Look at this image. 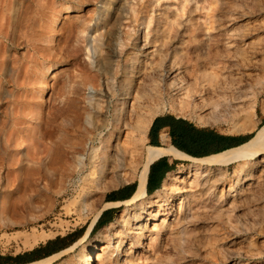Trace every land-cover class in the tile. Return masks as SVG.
I'll return each instance as SVG.
<instances>
[{
  "label": "rangeland",
  "instance_id": "1",
  "mask_svg": "<svg viewBox=\"0 0 264 264\" xmlns=\"http://www.w3.org/2000/svg\"><path fill=\"white\" fill-rule=\"evenodd\" d=\"M0 1V30L2 32L6 31L9 33L15 32V37L17 36V38L14 37V39L11 37H8V39H4L0 36V66H2L4 62H6L7 64L9 63L10 67L12 66L11 69L13 70V72H16L17 75L20 74L18 77V83H20L19 85L21 86H17L16 84L14 85V83L9 82V77L3 78L2 81H7L5 82V85L6 83L8 84L6 86L9 87L10 90H12L14 96L18 97L21 101L27 102L23 104L24 108L21 107V105L17 107V109L19 110V118H22V120H18L19 123H21L20 125H18V121V124L16 123L18 126L15 125V127H11V121H7L5 126L3 124H0V132H2L1 128H3L4 133H7V131H13L11 133L12 136L10 140V145L12 148L10 149L20 148L21 150L20 154H15L12 150H9L4 154L5 160H7L10 156H14V158H17L26 154L27 156H24L26 160H31L33 164L36 163V166H40L41 168H43L42 162L46 160L47 153L41 151L44 150L42 149L43 144L46 145V143L48 142L41 141L38 135L40 134V127L37 124L38 119H35L37 112H39V109L36 106L37 102L41 101L44 104V107L42 106L41 110L43 115L51 113V116H54L59 124L61 123L60 128L62 129H55L54 131L55 139H59L61 135H64V133H67V136L69 137L71 135L86 136V130H90V126L87 122L88 120L86 111L89 110V102L92 99V95L94 93L93 89L91 90V88L94 86L102 90V93H104L102 99L110 109L103 110L104 113L102 112V114L100 115L101 121L106 122L108 125L107 128L103 130L104 132H101L103 134L106 133L107 129L110 128L109 123L114 116L115 107L116 111H118V108H121V106L123 105L122 108L125 111L123 118L125 117L129 125L134 123L136 114L139 110L136 109L137 111H134V108L131 107V105L135 103L133 98H131V94L132 96L135 94V92L133 91H137L139 94L145 93L149 95L147 101L141 104V100H138L140 101L139 104L141 106H146V110L148 106H151L152 103H154V101L163 100L162 102L166 104H168L172 99H175V102L181 101V94L175 93L174 91L170 95H167V93L164 92L166 81L162 74V70L167 65V58L171 51H176L177 59L180 62V68L177 69V72L180 74L185 85L194 86L196 83H198L197 78L203 69L206 71L217 72L218 77L215 80V84L218 87H226V83L231 82L235 78H240L241 80H243V82L251 83L253 81L251 79L255 78V75L258 76L261 73L260 67L255 69L254 67H252L253 63L251 62L249 63L247 61L246 63H240V60L236 56V51L243 48V46L241 45L243 43L240 41H236L237 37L222 35L218 38L217 36H215V31L209 30L205 32L204 26L202 25L204 12L201 11V9L196 8L197 6H201L204 0H128V4H126L127 0H121V2L124 4V7L127 8L128 12L125 16L120 17L119 24L115 27L121 39V43L117 45L115 56L110 60L107 59L108 56L105 54L100 55V57H96L93 46L97 43L99 44L100 42L98 39V33L100 32V25H102L101 22L103 20L101 19L103 13L107 12V6L109 5V3H112L113 5V3H115V1L117 2V0H89L82 5L80 11H77V8H75L77 7L76 4L70 3V5H72L70 6L67 14L62 9L64 8L62 7L64 5L60 3V0H57V2L56 0H46L47 2H44L47 3L46 6H48L49 4L52 5L49 9V6L45 7L47 9H44L45 12L38 7V3L36 1L30 2L31 0H24L25 5L27 4L28 6L23 5L24 7L22 6L21 10L18 11L16 19L11 20L9 24H12V27L8 24L7 21L5 23V21L2 20V15L8 12L7 9L11 10L14 0ZM53 2L55 3L53 4ZM52 6L58 9L52 8ZM22 9L24 10L22 11ZM48 10L50 11L48 12ZM242 10L243 7L235 8L230 13V15L234 14L231 19L240 17V12H242ZM21 11L23 14L21 13ZM50 13L53 14V16L50 15ZM99 13L100 15H98ZM36 15H38V17ZM58 15H60L61 17ZM63 15H67L68 19L70 18L69 25L67 22H65L66 20L64 19L67 18H64ZM56 16L58 17L56 18ZM43 17L45 18V21H43ZM50 18L51 20H49ZM20 19L22 20V26L20 24ZM52 19L56 22L54 23ZM61 20H63V22ZM173 20L175 23L178 22V25H175L176 27L174 28V32L167 33L165 27L166 23ZM74 21H76V23H73ZM148 21H150L149 26H147ZM194 23H198L199 25V28L195 31L193 27ZM49 24L50 27L47 28V25L49 26ZM230 24L231 21L229 23L227 22V30L231 28V26H229ZM18 26H21V29H19L20 31L17 29ZM69 27L70 34H68L67 37H63L62 34L65 31H68ZM82 27L84 28V31L82 33H79V30ZM60 28L61 30H59ZM44 33L46 34L45 36ZM50 33H54L55 35H52L55 36L56 39L55 37L52 38L53 36H51ZM39 36H41V39L39 38ZM166 36H169L171 39H168L167 43L161 45ZM48 39H51V43L53 42L52 46L56 45L55 47L57 48L61 47L59 51L57 50L59 53L57 51L55 53V50H48L47 45L50 44L47 42ZM54 39L57 41H55ZM15 40H17V45H14L16 43ZM155 40L157 41L154 43ZM35 41L36 43H33ZM55 42H61V44L57 45V43ZM18 43L20 44L18 45ZM244 43L245 48L247 41H245ZM37 45L39 48L37 47ZM41 46H43V48ZM48 52L52 54L50 55ZM159 54H168L167 58L165 59L164 57V61L161 62L162 64H164L162 66L157 65L158 59L160 57ZM9 55H11L13 59H11ZM97 60L100 61V64L110 73V78L108 81L112 84V91L107 89L106 87L107 80L105 79V75H102V73H100L98 70H95V63L97 62ZM252 62H254V60H252ZM35 63L37 65H35ZM32 65L36 67H33ZM45 66L49 69L48 72H46V77H43L45 73L42 69H44ZM59 69H61L62 72H58ZM41 70L43 74L41 73ZM100 75L102 76V78ZM51 77L52 79H50ZM54 77L56 79H54ZM59 77L60 79H58ZM34 78L42 80V87H40L41 85H39V83H34V81H36ZM77 80L84 82L81 87L77 88V97L80 101V106H82L79 109V113L81 111L80 114H82V119L79 117L78 130L77 128L74 129L69 126V119L64 115V112L66 110L65 100L67 95H69V93L67 92H69L68 90H70L69 88H71L73 82ZM30 81L33 83V85ZM51 81L55 82L53 84V87L51 89L45 88L48 87ZM62 81H64L65 83ZM26 82L28 83L27 85ZM122 84L128 85L130 89L129 93H131L127 96L124 102L122 101L123 104L120 100L122 99V96L118 94L120 93V85ZM28 85H30L31 87ZM33 87L35 90L33 89ZM106 90L108 91L106 92ZM208 90L210 91L211 88L209 86H205L203 93L206 97L209 94ZM181 92H183V90H181L180 93ZM26 95L28 96L26 97ZM30 96L32 98H30ZM261 97L262 96H259V100L262 99ZM194 98L197 99L198 97H194L193 94L191 101L192 103H194ZM56 101L58 102L57 104H55ZM240 103L237 104L238 109H242L247 105L246 100ZM26 105L28 107L25 108ZM49 106L52 108L50 109ZM47 109L50 110V113L47 112ZM141 111H144V109L141 108ZM162 112L177 113L178 111L167 108ZM196 113H200V115H202L203 113H206V111ZM253 113L254 118H256L258 114V105L254 107ZM80 114L79 116H81ZM191 118L194 119V116ZM28 119H30L31 121ZM32 120L36 122H33ZM223 123H220V126H222L225 131L236 133L231 121ZM2 125L3 127H1ZM263 126L264 124H261L257 126L256 129ZM256 129L254 130L253 135L255 134ZM101 133L97 132L95 136L91 135L90 138L95 139V141L93 142V146L98 145L99 138L102 135ZM129 133H131L130 130L124 128L122 129L119 137L120 146H124L122 142H126V140H128L125 137ZM31 137L34 140L31 139ZM34 143H36L37 145H35ZM24 146L29 148H25ZM146 146L148 145H143L144 151L147 149ZM25 149H28V151ZM29 150L32 151L31 153L36 150V157L39 158L37 159L35 157L36 159H29L30 156L29 154H27ZM125 158L128 162V157L126 156ZM189 164L190 162L188 161H176L174 162L173 171L182 170ZM240 164H244V162H231L228 164H213L207 166V170L205 172L207 179L213 181L218 177H222V182H219L218 185H216L217 187L214 191V194L219 196V192H216L217 189H220L221 184L229 180V177L235 172V170L241 169V167L239 166ZM245 165L244 167H246ZM203 166L205 167L206 165L204 164ZM18 170L19 169L11 170V175L20 174V171ZM4 171L5 169H0V174L4 175ZM124 171L126 173L128 172V169L125 168ZM250 172V175L245 180H243V185H245V183H249V185H252L246 189L243 188L244 191H241L233 198L226 197V200L223 201L221 205L215 202V198L207 199L205 195L201 194V189L190 188V192L187 198L190 201L192 200V203L189 205L190 210L188 213L191 215V218L188 219V221L184 225L186 233L184 243L185 246L183 247V250L185 251L178 254L177 251L172 248V241L169 233L170 227L175 224L176 221L180 220V217L183 214V212L178 209V205H176L180 204V201H177L176 203H173L171 211L173 209L174 210L170 213L171 215L169 214L168 216V219L170 220V227L168 226V228L164 230V232L163 230H161L162 232H159L154 244V250H149L144 242L140 246L136 243L133 244V248H131L130 252V250L127 249V241H125L123 248L124 251L120 253L122 259L127 260L130 258L129 264H264V162L256 163V165L254 166V170ZM72 179L74 181H77L78 177L74 176ZM192 179L193 176L189 179L188 184ZM202 179L203 178H201V180ZM256 180H262L261 186H254ZM133 183H135L134 179L122 180L116 187L103 192L104 197L102 198L98 209H100L101 206L108 201V195L112 191ZM75 184H77V182ZM40 185H42V182H40ZM59 186L60 185H58L56 188H51L50 192L47 194L53 199H51V202L57 206L54 205L55 207L49 209L50 211L38 210L40 214H50V216L45 220H39L36 224H29L27 226L19 228H4L2 225H0V254L2 256L15 257L17 255H22L26 252H29L30 250H33L34 248H37L38 246L40 247L42 244H46L50 240L54 241L57 238H64L63 240L55 241L50 245V248H61L60 250L55 252L58 253L65 250L69 246L74 245L75 242L80 240L85 235L86 229L92 218H90L91 220H87V218L78 219L73 215H70V218L69 216H66L67 218L65 216L59 218V215L66 214L65 210H63V207L66 206L67 202L64 200L72 198V196L75 194V191L72 189V187H70V191L67 195L59 196L56 194ZM191 194L193 195V198L191 197ZM231 200L234 201V205L230 204ZM116 201L122 202L123 200ZM123 209V205L107 208V210H109L111 221L100 226L94 232H92V228L94 226L93 225L86 239L90 241L98 235V232L106 229L101 239L105 240L109 238L108 244L110 247L108 253H111L113 247L112 245L117 240V238H114L115 231L117 229L118 231L122 229L117 220L119 216L123 215L121 214ZM104 210H102L101 213ZM39 212L35 214H39ZM107 215L108 214H106L105 219L107 218ZM110 223H112V226H110ZM32 229H36L37 233L39 234L45 231V233L49 235L43 242H39L38 244H36V246L32 247L33 249L30 247V231H32ZM123 237L124 236H121V238ZM63 246L66 247L62 248ZM101 247L102 246H99L98 250L96 251L101 252ZM79 249L80 246L75 250V252L69 254L67 257L64 256L61 260L56 261L54 264H64V262L67 261V259L70 257H74L73 260L75 261V254L79 251ZM38 256L39 254H34V256H32V259ZM112 256L113 255L111 254L109 257L110 262L106 264L114 263ZM30 262L25 261V263ZM94 264L101 263L99 261H95Z\"/></svg>",
  "mask_w": 264,
  "mask_h": 264
},
{
  "label": "bare ground",
  "instance_id": "2",
  "mask_svg": "<svg viewBox=\"0 0 264 264\" xmlns=\"http://www.w3.org/2000/svg\"><path fill=\"white\" fill-rule=\"evenodd\" d=\"M32 1H36L38 3V7L44 12L45 10H47L45 7L49 6L48 7L49 9L51 8L52 5L49 4L48 6H46L47 3H44L47 2L46 0H31L30 2ZM88 1L89 0H60V3L64 5L62 6L64 7L62 9L67 14V12L70 9V6L72 5V4L70 5V3L76 4L77 7L75 8H77V11H80L82 5ZM54 3L55 2H53V4ZM126 4H128V0ZM23 5L28 6L27 4L25 5L24 0H14V2L12 3L11 10L7 9L8 14L6 13L2 15V20L5 21V23L7 21L8 24L11 22V20H15L18 11L21 10ZM239 7H243L242 12H240V17L231 19V17L234 16V14L230 15V13L235 8H239ZM52 8H56V7L52 6ZM196 8L201 9V11L204 12L202 25L204 26L205 32L209 30L215 31L216 32L215 36H217L218 38L222 35H229L232 37L235 36L237 37L236 41H240L243 43L241 44L243 48L236 51V56L240 60V63L242 62L246 63L248 61L249 63L250 62L253 63L252 67H254L255 69L258 67H260L261 69V73L258 76L255 75V78H253L252 76L253 79L251 80L253 81L251 83L243 82V80H241L240 78H235L231 82L226 83V87H218L215 84V80L218 77L217 72L206 71L203 69L197 78L198 83H196L194 86L185 85L183 83L180 74L177 72V69L180 68V62L177 59L176 51H171L169 55L159 54L160 57L158 59L157 65L160 66L164 65L161 62H163L164 57L166 59L168 55L167 65L165 68L162 67L163 68L162 74L166 81L164 92H166L167 95H170L172 92L175 91V93L182 95L181 97L182 100L179 102L177 101L175 102L174 101L175 99L174 100L172 99L173 101L171 100L168 104L163 103L162 102L163 100L154 101V103H152L151 105L152 107L148 106L146 110L145 109L146 106H141L140 104L147 101L149 95L145 93L139 94L137 91H133L135 92V94L132 96V94L129 93L130 90L129 86L122 84L120 85V93H118L120 96H122V99H120L121 102L122 101L124 102L127 96L131 94V98H133V100L135 101V103L132 104L131 107L134 108V111L136 109L139 110L136 114L134 123L132 122L133 124L131 125L128 124V121H126L125 117L123 118L125 111L122 108L123 106L122 105L121 108H118V111H116V107H115L114 116L111 122L109 123L110 128L108 127L109 129H107L106 133L104 134L101 133L105 128H107L108 125L106 122L101 121L100 115L102 114L103 110H107L109 108L107 107L108 105H106L105 101L102 99L104 95V93H102V90L94 86L91 88V90L93 89L94 93L92 91L93 97L89 102V106H88L89 110L86 111L87 120H88L87 122L88 125L90 126L89 127L90 130L89 131L86 130L85 132L86 136L71 135L69 137L67 136V133H64V135L60 134L61 137L59 139L57 137H56L57 139H55L54 131L55 129H62L60 128L61 123L59 124L56 118H54V116H51L50 110L48 109H47L48 111L47 110L46 111L49 112L50 114L43 115L41 110L44 104L41 101L37 102L36 106L39 109V112H37L35 119L36 120L38 119L37 124L40 127V134L38 135L41 141L48 142L46 143V145H44L42 142L43 144L42 149L44 150H42L41 152L44 151V153L45 152L47 153L46 160L42 162L43 168H41L40 166H36V163L33 164L31 160H26L24 158L26 154L17 158H14V156H10L7 160H5L4 154L7 153L9 150H12L15 154L18 153L20 154L21 150L20 148L10 149L12 148L10 145V140L12 136L11 133L13 131H7V133H4L3 128H1L2 132H0V169H5L4 171L5 173L4 175L0 174V225H2L4 228H11V227L19 228V227L27 226L29 224H36L39 220H45L46 218H48L50 214H40L38 210L40 211L49 210L57 206L51 202L53 199L47 194L50 192L51 188L53 187L56 188L58 185L60 186L56 194L59 196L67 195L68 192L70 191V187H72V189L75 191V194L72 196V198H69L68 200H64L67 202L66 206L63 207V210H65L66 214L59 215V218H62L63 216L65 217L69 216L70 218V215H73L78 219L87 218L88 220L92 218V220L90 219L91 221L86 229L85 235L80 240L75 242L74 245H71L61 252L49 255L40 260H36L24 264H54L56 261L61 260L64 256L67 257L69 254L75 252V250L79 246L80 249L75 254L76 260L74 261L73 260L74 257L73 258L70 257L67 259V261L64 262V264H74V263L94 264L95 261L97 262L99 261L101 264H106L110 262L109 257L111 254L113 255L112 256V259L114 261L113 264H129L130 258L127 260H123L120 254L124 251L123 250L124 242L127 241L126 243L127 249L130 250V252H131V248H133L132 247L133 244L136 243L137 245L140 246L144 242L146 244V247L149 250L153 251L154 244L156 242L157 235L159 234V232L161 230H163L164 232V230H166L168 226L170 227V220L168 219V216L174 210L173 209L171 211L173 203L174 202L176 203L177 201H180V204H176V205H178V209L182 211L183 214L181 215L180 220L176 221L175 224L171 223L173 225L170 227L169 233L172 241L171 242L172 248H174L177 251V253L180 254L183 251H185L183 250V247L185 246L184 243H185V233H186L184 225L188 221V219L191 218V215L188 213L190 210L189 205L192 203V200L190 201L187 198L190 192V188L201 189L202 195H205L207 199L215 198L216 199L215 202L221 205V203L226 200V197L233 198L241 191H244V189L252 185V184L249 185V183H245V185H243V180H245L250 175L251 173L250 171L254 170V166L256 165V163L264 162V126L256 129L257 126L255 127V122H253V117H254L253 110L255 106L258 105L260 112L262 113V115L264 114V0H219V1L204 0L202 5L199 7L197 6ZM23 10L24 9H22V11ZM49 11L50 10H48V12ZM127 12H128L127 8L124 7V4L121 2V0H117V2L115 1L113 5L112 3H109V5L107 6V12L103 13L101 19L103 21L101 22L102 25H100V32L98 33V39L100 42L99 44L97 43L93 46V50L95 51L96 57H100V55L105 54L108 56L107 59L110 60L112 59V57L115 56L116 47L121 43V39L115 27L119 24L120 17L125 16ZM38 15L36 16L38 17ZM50 15L53 16V14L51 13ZM98 15H100V13ZM58 16H56V18ZM64 18H67V15H65ZM49 20H51V18ZM64 20H66L65 22H67L69 25L70 18ZM43 21H45V18ZM52 21L54 20L52 19ZM61 21L63 22V20ZM230 21L231 24L229 26H231V28L227 30L226 25L227 22L229 23ZM55 22L56 21H54V23ZM149 22L150 21H148L147 26H149ZM73 23H76V21H74ZM20 24L22 26V20ZM175 25H178V22L175 23L174 20L168 21L166 23V26L164 25L166 27L167 33L174 32V28L176 27ZM21 26H18L17 29L18 30L21 29L20 28ZM48 27H50V24L49 26L47 25V28ZM193 27H194V31L198 29L199 28L198 23L197 24L194 23ZM62 28H63V24H62ZM59 30H61V28ZM83 31L84 28L82 27L79 30V33H82ZM50 34L51 36H53L52 34L54 33H50ZM68 34H70V27L68 28V31H65L62 34V36L67 37ZM45 35L46 34L44 33V36ZM0 36L1 38L4 39H8V37L14 39L15 32L9 33L6 31L2 32L0 30ZM40 37L41 36H39V38ZM54 37L55 36H53L52 38ZM15 38H17V36ZM168 39L170 40L171 38L169 36H166L164 41H162L163 43H161V45L167 43ZM15 41L16 43L14 45H17V40ZM36 41L33 43H36ZM156 41L157 40H155L154 43ZM245 41H247V44L246 47L244 48ZM47 42L50 43L49 45L46 44L48 46L47 47L48 50L49 49L51 51L55 50L56 53V51L57 50L59 51V49L61 48V47L60 48L55 47L56 45L52 46L53 42L51 43V39H48ZM61 42L58 43L55 42V43H57V45H60ZM19 44L20 43H18V45ZM41 47L43 48V46ZM49 54L51 55L52 53ZM9 56L11 57V59H13L11 55ZM252 60H254V62H252ZM35 65L37 64L35 63ZM95 67H96L95 70H98L100 73H102V75H105V79L107 80L106 87L107 89L112 91L113 90L112 84L109 83L108 81L110 78L109 71L105 69L98 60L95 63ZM11 68L12 66L10 67V64L9 63L7 64L6 62H4L2 66H0V124H3L5 126L7 121H11V125H12L11 127H15V125L19 123L18 120L19 119L22 120L21 117L19 118V110L17 109V107L21 105V107L24 108L23 104L27 102L21 101L19 100L18 97L14 96L12 90H10L9 87L6 86L8 84L6 83L5 85V82L7 81L5 80L2 81L3 78L9 77L8 79L9 82H12L14 83V85L16 84L17 86L20 84L18 83L19 82L18 77L20 74L17 75V73L13 72ZM48 69L49 68L46 66L44 69H42L45 73L44 76L42 75L43 77H46V72H48ZM58 72H62V70L59 69ZM52 77L50 79H52ZM34 79L36 80L34 81V83L37 82L39 83V85H41L40 87H42L41 84L42 80L37 78ZM54 79L56 78L54 77ZM58 79H60V77ZM54 83L55 82L51 81L48 87L45 86L44 87L51 89ZM83 83H84L83 81L81 82L78 80L73 82L71 88H69L70 90H68L69 92H67L69 93V95H67L65 100L66 110L65 112L63 111L64 115L67 116L69 119V123H70L69 126H71L74 129L77 128V130L79 128V117L80 118L82 117V114H80L81 111L79 113V109L82 106H80L79 104L80 101L77 97V92H78L77 88L81 87ZM27 84L28 83L26 82V85ZM205 86H209L211 88L210 91L208 90L209 94L207 97L204 96L203 93ZM179 90L180 91L183 90V92L180 93ZM107 91L108 90H106V92ZM193 94L194 97L195 96L198 97L197 99L195 98L193 99L194 103L191 102ZM27 96L28 95H26V97ZM259 96H262L261 100H259ZM30 98L32 97L30 96ZM138 100H141V102ZM244 100L247 101L246 107L242 109H238L237 104L243 102ZM57 103L58 102L56 101L55 104ZM27 105L25 106V108L28 107ZM51 108L52 107H50V109ZM141 108H143L144 111H141ZM167 108H170L171 110L174 111H178L175 114H178L180 116H185L188 118L194 116V118L197 119L198 121L210 125H217L223 122L231 121L236 133L251 131L255 129L256 132L244 144L217 153L210 157L201 158V159L186 156V154L184 155L182 152L176 150L171 146L170 147L168 146V148L146 146L147 149L144 151L143 145L145 144L144 143L146 136L145 134L146 131L148 130L147 128L150 121L156 114L162 112ZM204 110L206 111V113L203 114L201 113L202 115H200V113H196V112H205ZM79 114L81 116H79ZM32 121L36 122L34 120ZM20 124L21 123H19L18 125ZM3 125L1 127H3ZM123 128L130 130L131 133L126 135L125 138L128 139L126 140V142L121 141L122 144H124V146H120L119 137ZM95 132L96 133L100 132L102 134L99 138V143L97 146H93V142L95 141V139L90 138L91 135L95 136L96 134ZM31 139L33 138L31 137ZM34 144L37 145L36 143ZM25 148H29V147H25ZM25 150L28 151V149ZM31 150H29L30 153L27 152V154H29L30 156L29 159H36L37 158L36 150L33 151V153H31L32 152ZM126 156L129 159L128 162L126 161L125 158ZM162 157L179 159L181 161H188L190 162V164L187 165L186 167L184 166L185 168H183L182 170L169 172L166 178L164 179L162 185L160 186V188L154 191L153 194L148 195L146 193V180H147L149 167L153 162L159 160ZM231 162H244V164H240L239 166L241 167V169L235 170V172L229 177V180L221 184V188L217 189L216 191L217 193L219 192V196H218L214 194V191L217 187L216 185H218L219 182H222V177L217 178L216 175L217 179L213 181L207 179L205 173L207 170V166L213 164L216 165L228 164ZM204 164L206 165L205 167L203 166ZM244 165L246 167H244ZM125 168L128 169V172L126 173L124 171ZM14 169H19L18 171H20L19 172L20 174L11 175V170ZM74 176L78 177L77 181H74L72 179ZM192 176L193 179L190 180V183L188 184V181ZM201 178L203 179L201 180ZM127 179L135 180V190L133 194L128 199L122 202L121 201L105 202L101 206V208L98 209L101 200L104 197L103 192L116 187L120 183V181ZM261 181L262 180H256L254 186L255 187L261 186ZM40 182H42V185H40ZM76 182L77 184H75ZM191 197L193 198L192 194ZM230 204L234 205V201L231 200ZM120 205H123L124 207L121 213L123 215L119 216L117 221L121 225L122 229L120 228L121 230L118 231L117 229L115 231L114 238H117V240L112 245L113 247L111 253H108L110 247L108 244L109 238L105 240L101 239L106 229L98 232V235L95 236L90 241H88L86 237L89 234L92 226L100 216L102 210L107 208L117 207ZM37 212H39V214H35ZM68 213H75V214H68ZM110 226H112V223H110ZM30 232H31V239H30L31 248L36 246V244H38L39 242H43L49 236L48 234L45 233V231L40 234L37 233L36 229H32V231ZM121 236L124 237L121 238ZM99 246H102L101 252L96 251L98 250Z\"/></svg>",
  "mask_w": 264,
  "mask_h": 264
},
{
  "label": "crops",
  "instance_id": "3",
  "mask_svg": "<svg viewBox=\"0 0 264 264\" xmlns=\"http://www.w3.org/2000/svg\"><path fill=\"white\" fill-rule=\"evenodd\" d=\"M260 113L261 112L258 106L257 117L256 118L253 117V122H255V127L261 125L262 121L264 120V114L262 115V113L261 114ZM220 125L221 124L210 125V124L202 123L195 118L192 119L185 116H180L173 112H161L156 114L150 121L147 128L148 130L146 131L145 134L146 135L145 144L148 146L164 147V148H168V146L169 147L171 146L176 150L182 152L184 155L186 154V156L201 159V158L210 157L217 153L244 144L245 142H247V140L243 141L244 140L243 136L254 132V130H251L241 133H235V132L230 133L225 131L223 127ZM176 161L180 162L181 160L162 157L153 163L154 164L165 163L168 166H172ZM168 173L169 172H166L164 177L161 179V181L157 183L158 188L156 190L160 188L165 176ZM124 193H127V191H125ZM107 202H116V201H107ZM104 211L106 212L105 214H108L106 220H110L111 217L109 215V210L106 209ZM44 245L45 244H42L41 246ZM42 258L45 257H41L38 259L36 258L31 262L40 260Z\"/></svg>",
  "mask_w": 264,
  "mask_h": 264
},
{
  "label": "trees",
  "instance_id": "4",
  "mask_svg": "<svg viewBox=\"0 0 264 264\" xmlns=\"http://www.w3.org/2000/svg\"><path fill=\"white\" fill-rule=\"evenodd\" d=\"M262 124H264V120L262 121ZM253 135V133L248 134L243 136V141H248L251 136ZM174 169V165L172 166H168L165 163H153L150 165L149 167V173H148V178H147V182H146V193L147 194H152L157 188H158V184L161 179L164 177L166 172H171ZM135 188V183L133 184H129L121 189L112 191L109 195H108V201H116V200H124L127 199L131 196L132 192L134 191ZM125 191H127V193H124ZM106 212L104 211L100 217L97 219L96 223L94 224L93 228H92V232L96 231L100 226L104 225L107 222H110V220H106L104 219ZM64 238H57L56 240H50L48 241L44 246H40L37 247L29 252H26L22 255H17L15 257H11V256H2L0 254V264H21V263H25V261L30 262L34 259H38L41 257H46L49 256L53 253H55L56 251L60 250L59 249H55V248H50V245L53 244L55 241L58 240H63ZM67 246V245H66ZM63 246L62 248L66 247ZM34 254H39L38 257L33 258L32 256H34Z\"/></svg>",
  "mask_w": 264,
  "mask_h": 264
}]
</instances>
